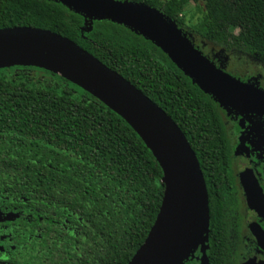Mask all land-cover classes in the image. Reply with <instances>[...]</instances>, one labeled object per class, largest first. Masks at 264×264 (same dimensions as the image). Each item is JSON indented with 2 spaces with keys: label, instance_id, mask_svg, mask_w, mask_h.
Listing matches in <instances>:
<instances>
[{
  "label": "trees",
  "instance_id": "obj_1",
  "mask_svg": "<svg viewBox=\"0 0 264 264\" xmlns=\"http://www.w3.org/2000/svg\"><path fill=\"white\" fill-rule=\"evenodd\" d=\"M116 1L151 9L206 57L199 40L264 60V0ZM189 3H204L194 27L182 16ZM9 28L73 41L165 111L197 155L214 227L208 173L224 153V128L211 95L147 36L59 2L0 0V30ZM0 177L1 197L33 209L0 226L9 251L0 264H128L165 192L161 164L123 117L62 76L27 65L0 67Z\"/></svg>",
  "mask_w": 264,
  "mask_h": 264
},
{
  "label": "water",
  "instance_id": "obj_2",
  "mask_svg": "<svg viewBox=\"0 0 264 264\" xmlns=\"http://www.w3.org/2000/svg\"><path fill=\"white\" fill-rule=\"evenodd\" d=\"M51 1L147 36L221 106L264 116V90L218 68L151 9L116 0ZM12 65L36 66L62 76L102 100L138 132L164 170L165 192L154 227L128 264H184L208 226L209 197L197 155L172 118L120 74L50 31L0 30V67ZM253 232L263 239L259 231ZM246 264L263 263L254 259Z\"/></svg>",
  "mask_w": 264,
  "mask_h": 264
},
{
  "label": "flooded vegetation",
  "instance_id": "obj_3",
  "mask_svg": "<svg viewBox=\"0 0 264 264\" xmlns=\"http://www.w3.org/2000/svg\"><path fill=\"white\" fill-rule=\"evenodd\" d=\"M220 107L224 153L212 161L208 173L214 227L209 201L208 226L184 264H246L254 259L264 264V116ZM206 188L209 197L207 183ZM0 200L7 203L0 211V226L10 225L15 215L26 212L21 205L31 209L27 201ZM253 229L262 234L261 241ZM7 255V243L0 237V261Z\"/></svg>",
  "mask_w": 264,
  "mask_h": 264
},
{
  "label": "rangeland",
  "instance_id": "obj_4",
  "mask_svg": "<svg viewBox=\"0 0 264 264\" xmlns=\"http://www.w3.org/2000/svg\"><path fill=\"white\" fill-rule=\"evenodd\" d=\"M204 3L196 5L189 3L183 13V18L188 26H197L203 19ZM200 46H202L207 58L212 61L218 68L222 69L231 76L239 79L245 83L252 84L255 87L264 90V60L260 58H251L240 52L233 51L227 52L224 48L216 46L210 42H204L199 40ZM220 110L226 111L224 107H220ZM3 183V179L0 177V186ZM0 190V198L1 197ZM6 202L0 200V211L5 210ZM22 210H27L24 205L20 206Z\"/></svg>",
  "mask_w": 264,
  "mask_h": 264
},
{
  "label": "bare ground",
  "instance_id": "obj_5",
  "mask_svg": "<svg viewBox=\"0 0 264 264\" xmlns=\"http://www.w3.org/2000/svg\"><path fill=\"white\" fill-rule=\"evenodd\" d=\"M11 62H13V61H11ZM154 148V147H153ZM155 149V148H154Z\"/></svg>",
  "mask_w": 264,
  "mask_h": 264
}]
</instances>
